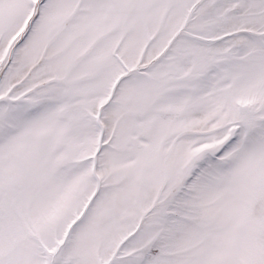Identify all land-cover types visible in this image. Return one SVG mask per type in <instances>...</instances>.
<instances>
[{
    "label": "snow or ice",
    "instance_id": "obj_1",
    "mask_svg": "<svg viewBox=\"0 0 264 264\" xmlns=\"http://www.w3.org/2000/svg\"><path fill=\"white\" fill-rule=\"evenodd\" d=\"M0 264H264V0H0Z\"/></svg>",
    "mask_w": 264,
    "mask_h": 264
}]
</instances>
